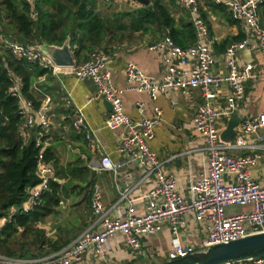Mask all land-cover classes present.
Wrapping results in <instances>:
<instances>
[{
  "label": "built area",
  "instance_id": "built-area-1",
  "mask_svg": "<svg viewBox=\"0 0 264 264\" xmlns=\"http://www.w3.org/2000/svg\"><path fill=\"white\" fill-rule=\"evenodd\" d=\"M214 1L224 5L230 16L241 22L245 32L243 40L232 43L225 49L224 57L228 67L225 75L211 73L214 56L207 41L208 29L199 16L197 0H174L178 8L189 14L195 31V44L182 49L170 37L164 36L162 40L147 47L150 52L166 53L162 60L164 73L160 80L147 76L135 64L127 62L124 67L127 87L117 89L112 84L108 69L110 53L103 50L92 52L87 61L70 69L77 81L89 80L94 85V95L87 103L101 99L110 106L106 128L109 131L122 129L116 152L126 157L127 163L136 165L153 177V187L144 197V209L139 212L138 207L127 200V190L119 191L117 174L122 165L104 155L99 161V170L112 174L120 200L127 201L128 206L123 214L116 218L108 217L103 209L101 192L94 187L89 202L93 220L71 244L56 254L39 259L0 255V264H81L88 253L98 258L104 257L108 242L116 235L124 238L129 251L138 252L141 249V239L156 235L163 225L168 226L173 236V248L167 254L168 262L205 251L215 245L264 233V182L258 183L251 176L252 168L264 152V112L257 117L242 120L237 127V134L242 136L228 143L220 140L218 128V121L230 120L244 97V83L249 78L251 67L247 65L243 69L238 68L235 58L239 52L250 49L259 53L260 77L264 85V28L260 23V8L264 5V0ZM0 44L18 60L35 63L53 75L60 70L39 47H25L8 40L1 33ZM221 84L230 88V95L221 107H217L214 102L217 88ZM190 89H198L202 96V103L196 108L190 128L204 141L207 171L199 180L189 181L186 188L179 189L176 178L162 172L161 163L149 147L154 138V127L161 119V111L155 107L153 118L142 116L139 120L132 121L124 114L121 97L125 92L145 93L155 102L168 90L186 93ZM11 93L13 96L18 95V89H11ZM136 108L143 113L142 103H137ZM19 113L22 118L20 133L24 138H28L29 129L34 127L40 128L43 133L35 142V147L39 149L36 175L40 183L29 192L22 206L23 212H27L39 200L41 193L48 190L49 182L58 180L53 176L52 166L43 159L48 139L42 141L41 137L46 136L52 126L48 103L34 111L30 102L21 99ZM71 127L75 133L83 134L86 140L93 137L81 109L77 110ZM258 130L262 131L261 135H257ZM244 136L255 137L248 141ZM237 149L246 151V154L242 157L228 154ZM228 208L248 209L229 213ZM188 214H193L197 222L206 224L207 235L201 241L199 250L193 246H183L179 240L180 228ZM224 264H264V255Z\"/></svg>",
  "mask_w": 264,
  "mask_h": 264
},
{
  "label": "crops",
  "instance_id": "crops-1",
  "mask_svg": "<svg viewBox=\"0 0 264 264\" xmlns=\"http://www.w3.org/2000/svg\"><path fill=\"white\" fill-rule=\"evenodd\" d=\"M197 1L199 16L208 29L207 41L214 56L211 73L225 75L228 71L224 57L225 49L230 44L240 42L245 38L243 26L241 22L230 16L224 5L210 0L211 3L222 5L225 8V12H222L211 6L207 0ZM164 3L178 25L181 22L192 23L189 14L178 8L175 2L165 0ZM260 23L264 28V7L260 8ZM162 37L163 35L160 34L135 33L130 40L106 47L110 53L108 69L114 87L117 89L127 87L124 75L127 62L135 64L147 76L156 80L162 78L164 73L162 60L166 53L158 54L147 49L149 45L162 40ZM87 60L88 55L82 56L79 64ZM235 61L239 69L247 65L251 67L249 78L244 83V97L238 103L235 113L242 121L246 118L257 117L264 112V85L260 77L261 58L257 51L245 49L237 54ZM71 71L60 69L56 75L51 74L48 78L39 77L34 84L33 93L40 101V107L45 103L49 106L52 126L46 135L48 146L53 148L59 166H65L75 159L86 163L90 170V179L94 181V187L101 192L104 212L110 218L121 216L128 204L126 200H120L119 192L114 187L112 174L100 171L98 165L104 155H108L113 162L120 163L122 167L117 174L119 191L127 190V200L132 201L141 212L145 206L144 197L153 187V177L148 176L145 170L136 165L127 163L126 157L116 152L122 129L109 131L106 128L108 104L101 99L87 103L88 99L94 95L95 87L89 80L77 81ZM216 93L217 98L214 104L221 107L230 95V88L226 84H221ZM121 100L124 114L132 121H137L142 116L153 118L155 107L161 111V119L154 127V138L149 143V147L161 163L162 172L165 175L174 176L179 189L186 188L189 181L195 182L206 173L207 157L204 152V141L190 128L196 108L202 103V96L198 89H190L186 93L168 90L155 102H152L145 93L125 92ZM137 103L144 105L143 113L137 110ZM78 109L82 110L85 121L93 132L90 140H86L83 134L73 132L71 127ZM228 121L223 119L218 121L220 133L225 129ZM27 134L28 137L31 136L30 131ZM261 134L262 131L258 130L257 135ZM240 136L242 135L238 133L235 138ZM254 137L244 136L248 141H252ZM228 154L233 157H242L246 151L237 149ZM91 170L94 171L93 175H91ZM251 176L258 183L264 182V152L252 168ZM59 184H62V181ZM62 204L63 202L60 206ZM238 209V212H242L248 208ZM233 210L235 208H228L227 212L238 213ZM58 211L60 213V210ZM14 212L15 210H11L10 215ZM67 219L66 215L58 214L48 217L38 227L45 230L47 236L55 240L58 226H62ZM206 235V224L197 222L193 214H188L180 228L181 244L193 246L199 250L201 241ZM172 248L173 236L168 226L163 225L156 235L141 239V249L138 252L129 251L125 246L124 238L116 235L108 242L107 253L104 257L98 258L88 253L81 264H140L139 261L147 260L149 264H165L168 262L167 254Z\"/></svg>",
  "mask_w": 264,
  "mask_h": 264
},
{
  "label": "trees",
  "instance_id": "trees-1",
  "mask_svg": "<svg viewBox=\"0 0 264 264\" xmlns=\"http://www.w3.org/2000/svg\"><path fill=\"white\" fill-rule=\"evenodd\" d=\"M99 1L0 0V33L31 49L42 45L61 47L69 37L76 66L80 65L82 56L88 55L89 59L92 52L107 51V46L130 40L135 33L160 34L162 39L168 36L182 49L195 44L192 23L178 25L165 0H148L147 7L138 5L135 0H107L124 2L127 6L108 17L97 10ZM207 2L225 12L222 5ZM50 76L49 70L14 58L0 44V255L5 257L39 259L56 254L71 244L93 220L89 202L94 181L90 179L86 163L75 159L59 166L50 146L44 149L43 159L52 166L54 178L62 184L50 181L48 190L41 193L36 204L27 212L22 210L29 192L40 183L36 175L39 149L35 142L43 133L34 127L29 129L30 137L21 135L19 103L21 99L30 102L37 111L40 101L33 93L34 84L39 77ZM13 88L18 89V95H12ZM45 138L42 136L41 140ZM75 199L80 200L74 202L72 210L84 206L87 217H73L71 212L67 222L58 226L55 240L51 239L38 225L58 215L60 203ZM11 210H15L12 215Z\"/></svg>",
  "mask_w": 264,
  "mask_h": 264
},
{
  "label": "water",
  "instance_id": "water-1",
  "mask_svg": "<svg viewBox=\"0 0 264 264\" xmlns=\"http://www.w3.org/2000/svg\"><path fill=\"white\" fill-rule=\"evenodd\" d=\"M135 2L143 7L149 6L148 0H135ZM39 50L59 69H73L76 66V62L70 50L69 37L61 47L42 45L39 46ZM110 111L111 108L109 106V112ZM240 123V116L233 114L225 129L220 133V140L224 143H228L234 139L237 134V127ZM93 174L94 171L91 170V175ZM57 183H60V181H57ZM261 255H264V233L249 236L228 244L215 245L205 251L197 252L165 264H224L230 261L258 257Z\"/></svg>",
  "mask_w": 264,
  "mask_h": 264
},
{
  "label": "rangeland",
  "instance_id": "rangeland-1",
  "mask_svg": "<svg viewBox=\"0 0 264 264\" xmlns=\"http://www.w3.org/2000/svg\"><path fill=\"white\" fill-rule=\"evenodd\" d=\"M126 7L127 6H126V4L124 2H121V3H110V2H107V0H100L99 4H98V7H97V10L104 17H108L114 11L124 10ZM80 199H75V200H73V202L72 201L63 202V204L61 206H59V210H60L59 214H63L64 216L66 215L67 218H69L70 215H71V212H73V214H72L73 217L78 215V216L86 218L87 217V213L84 211V209H85L84 206H81L79 209H73L72 210L74 202L78 201ZM233 211L234 212H238L239 209L235 208V210H233ZM139 262H140V264H149L148 260L145 261V262H142V261H139ZM136 264H138V263H136Z\"/></svg>",
  "mask_w": 264,
  "mask_h": 264
}]
</instances>
